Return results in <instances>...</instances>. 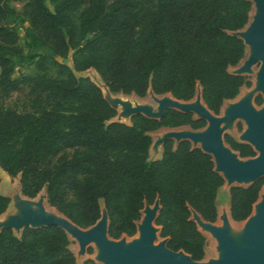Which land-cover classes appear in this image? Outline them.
Listing matches in <instances>:
<instances>
[{
	"label": "trees",
	"instance_id": "trees-1",
	"mask_svg": "<svg viewBox=\"0 0 264 264\" xmlns=\"http://www.w3.org/2000/svg\"><path fill=\"white\" fill-rule=\"evenodd\" d=\"M0 0V169L18 177L19 193L40 191L48 206L75 225L95 223L104 207L106 233L112 239L135 233L144 203L157 198L154 224L167 248L191 259L204 257L205 237L190 210L208 222L216 219V193L223 184L211 157L186 140H165L160 156L148 158L149 132L160 127L198 129L204 120L166 109L158 118L132 115L112 121L115 110L88 77L93 69L112 94L143 97L169 93L189 100L200 96L213 114L234 98L244 75L228 67L244 56V45L231 31L241 29L248 0ZM25 24L27 47H46L33 61L34 75H11L25 59L19 35L8 25ZM70 52L71 66L60 61ZM49 71L53 73L50 74ZM27 88V108L5 104ZM260 104V97L254 98ZM223 140L240 157L252 148L228 134ZM264 180L228 188L233 221L251 212ZM9 198L0 194V215ZM69 239L56 225L24 227L15 235L0 229V264H76ZM90 252V248L87 249ZM80 264H95L86 258Z\"/></svg>",
	"mask_w": 264,
	"mask_h": 264
},
{
	"label": "water",
	"instance_id": "water-1",
	"mask_svg": "<svg viewBox=\"0 0 264 264\" xmlns=\"http://www.w3.org/2000/svg\"><path fill=\"white\" fill-rule=\"evenodd\" d=\"M248 1L250 11L246 24L230 32L242 40L245 56L229 72L235 75L252 73L253 82L241 96L224 100L220 113L213 114L207 109L198 85L194 96L186 101L175 99L169 93L154 94L148 89V95L156 103L154 107L142 103L132 106L127 100L128 95L112 94L104 84L101 86L106 90L101 91L104 100L117 110L113 121H129L132 115L138 114L158 119L166 109L190 113L193 118L204 120V126L198 129L188 126L169 128L157 136L149 147L158 153L165 140H172L174 146L181 140L188 141L191 147H197L211 157L213 170L221 176L227 188L246 186L259 178L264 180V0ZM252 66L256 67L255 71H252ZM256 95L262 99L259 106L254 104ZM119 96H124V99L121 100ZM235 120H241L244 124L236 141L248 144L254 151L253 156L240 157L223 140V135L227 134ZM36 196L27 198L14 193L11 197L14 210L0 218V229L8 228L17 235L24 227L56 225L67 237L70 235L75 239L77 255L84 254L86 247L92 243L96 248L93 260L99 264H264V182L250 214L239 221L241 225L234 231L229 226V220L233 221L229 211L219 216L221 223L216 225L190 210V219L197 229L201 233L208 232L215 240L216 256L199 261L191 259L181 250L167 248L165 238L155 241L159 232V227L154 224L159 209L157 198L152 204L144 203L140 210L141 217L135 223L134 235L112 239L106 233L107 216L102 205L95 223L81 228L55 209L57 216L46 212L42 205L44 192Z\"/></svg>",
	"mask_w": 264,
	"mask_h": 264
},
{
	"label": "rangeland",
	"instance_id": "rangeland-1",
	"mask_svg": "<svg viewBox=\"0 0 264 264\" xmlns=\"http://www.w3.org/2000/svg\"><path fill=\"white\" fill-rule=\"evenodd\" d=\"M44 1L46 3L47 7L49 9H51L52 7H51V4L49 3V0H44ZM8 25L14 27L15 30L17 31V33L19 35V40L17 42V46L22 50V53L26 56L23 61L19 62L18 64H16L13 67L11 75L13 77H19L21 75H34L36 73V70H35V68L33 66V61L36 59V57H37L36 55L39 54V53L51 54L50 50L48 48H46V47H27L26 46V44L24 43V41L22 39L23 27L25 25L24 23L22 25L17 24V23L13 25L10 22V20L8 19ZM60 61L62 63H64V64L68 65V66H71L70 52H69V54L67 55L66 58L60 59ZM233 68H234V66L233 67H228V71H231ZM251 68H252V71H255V69H256L255 66H252ZM49 73L52 74L53 72L49 71ZM74 74L76 76L88 77L92 82L97 84L99 86L100 90L102 91L101 86L103 85V82L101 81V79L99 78V76L97 75V73L93 69L88 68V69H86L84 71H81V72H74ZM244 76L249 81L250 85L248 87L245 86V85H242L239 88L236 97H238V95L241 94V91H242V93L245 92L252 85L253 74L252 73L251 74H245ZM116 94H118V93H116ZM257 96H259V95H256L255 97H257ZM30 97H31V95L27 94V88H24L20 92L12 93L8 98L5 99L4 102H5L6 105H8L10 107L16 108L17 110H21L23 108H27V105H28V102H29L28 100H29ZM128 97H131V98H133V99H135L136 101L139 102V101H142V100L146 99L148 97V93L146 92V94L143 97H137V96H133V95H130V94H128ZM259 97H260V100L262 102L261 96H259ZM254 104L256 106H259L261 103L260 104L254 103ZM221 107H222V105H221ZM221 107H220V110H221ZM220 110H219V113H220ZM116 112H117V110H115V115L112 118V120L115 119ZM121 122L129 123V121L127 119H121ZM243 128H244V124L242 123V121L241 120H235L233 125H232V127H231V129L226 131V133L236 140L238 133H240ZM167 129H169V128L168 127H160L158 129L150 131L149 135L151 137V142L157 136H159L163 131H165ZM160 151H161V147L158 148V153H160ZM158 153H155L152 150V148L149 147V149H148V158L149 159L157 158L158 155H159ZM17 179H18L17 176L14 177V178H10V177L7 176V179L5 181H1V178H0V194L6 195V196L9 197L8 207L6 208L5 212L0 215V218H3L7 213L11 212V209H12V207H11V197H12V195L14 193H16V192L19 193V186H18V180ZM222 185L219 187V189L217 191V194H216V198H215L216 207L218 205L224 203V206H226L228 208V188H224ZM41 193H43V191H40L38 193V195H40ZM217 215H218V213L216 212V217H217ZM140 217H141V213H140ZM140 217H139V219H140ZM139 219L137 221H139ZM240 225H241L240 222L237 223V226H240ZM68 239H69V237H68ZM160 239L161 238L159 237V235H157V238H156L155 241H158ZM73 245H76V243L73 240L69 239L68 248L73 253L76 264H80L86 258H90V259L93 260V256H94V253H95V248L92 245H88L86 247L85 253L82 254V255H77L76 254V249L73 247ZM214 245H215L214 241H212L210 239H207L205 237L204 257H203L202 260H205L207 258L216 256ZM88 248H90V252L89 253L87 252ZM93 262L95 264H99L95 260H93Z\"/></svg>",
	"mask_w": 264,
	"mask_h": 264
},
{
	"label": "bare ground",
	"instance_id": "bare-ground-1",
	"mask_svg": "<svg viewBox=\"0 0 264 264\" xmlns=\"http://www.w3.org/2000/svg\"><path fill=\"white\" fill-rule=\"evenodd\" d=\"M248 15H249V13H248ZM244 56H245V53H244ZM243 56V57H244ZM243 59V58H242ZM102 91L104 92V91H106L105 90V88L104 87H102ZM242 95V91H241V94H239L238 95V97L239 96H241ZM124 96H119V98L121 99V100H123L124 98H123ZM127 100L129 101V103L133 106V105H135L136 103H142V104H147V105H151L152 107H154L155 105H156V103L151 99V97L148 95V97L146 98V99H144V100H142V101H136L135 99H133V98H131V97H128L127 98ZM118 107V109H119V105L117 106ZM0 178H1V181H5L6 179H7V174L3 171V170H1L0 169ZM224 188H227V186L226 185H222ZM11 204H12V202H11ZM42 205H43V208H44V210L46 211V212H50L51 214H53V215H55V216H57V213L55 212V210H53V208H51V207H49L46 203H45V201H44V199L42 198ZM8 207V206H7ZM11 207H12V205H11ZM12 211L14 210L13 209V207H12V209H11ZM216 210H217V213H218V215H217V217H216V219H215V221H214V223L216 224V225H219L220 223H221V220L219 219V216L222 214V213H226L227 214V212H228V208L226 207V206H224V203H222V204H220V205H218L217 207H216ZM237 223H239V221H230L229 220V226H230V229H231V231H234V230H236L239 226H237ZM202 234L203 235H205L204 237H206L207 239H210V240H212V241H214V244H215V240L210 236V234L208 233V232H206V231H202ZM69 237V239H71V240H73L75 243H76V241H75V239L72 237V236H68ZM90 245H92L93 246V244L91 243ZM76 246V247H75ZM73 247L76 249V251H77V243H76V245H73ZM94 247V246H93ZM214 247H215V245H214ZM95 248V247H94ZM215 249V248H214ZM96 254V248H95V253H94V255Z\"/></svg>",
	"mask_w": 264,
	"mask_h": 264
},
{
	"label": "crops",
	"instance_id": "crops-1",
	"mask_svg": "<svg viewBox=\"0 0 264 264\" xmlns=\"http://www.w3.org/2000/svg\"><path fill=\"white\" fill-rule=\"evenodd\" d=\"M230 67H232V66H230ZM111 120H112V119H111ZM112 121H113V120H112ZM178 127H179V126H178ZM173 128H175V127H173ZM160 153H161V151H160ZM160 153H158V154H159L158 157L160 156ZM158 157H157V158H158ZM155 159H156V158H155ZM217 191H218V190H217ZM216 194H217V193H216Z\"/></svg>",
	"mask_w": 264,
	"mask_h": 264
}]
</instances>
